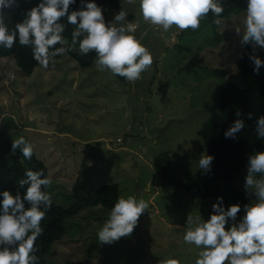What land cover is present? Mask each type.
<instances>
[{
  "label": "rangeland",
  "instance_id": "rangeland-1",
  "mask_svg": "<svg viewBox=\"0 0 264 264\" xmlns=\"http://www.w3.org/2000/svg\"><path fill=\"white\" fill-rule=\"evenodd\" d=\"M118 5L100 4L107 22L125 10V23L138 24L129 34L153 57L141 79L122 83L110 71H98L94 59L81 67L69 53L26 76L2 57L0 131L33 145L51 180L44 191L62 208L110 183L117 186V199L131 195L149 203L131 236L110 245L97 243L110 209L91 206L64 219L65 233L45 254L47 264H194L199 249L183 241L186 220H207L214 201L169 188L152 165L153 152L167 153L171 180L187 187L202 181L198 160L206 150L197 131L208 115L204 106L216 104L225 81L210 69L234 70L242 49L235 29L243 32L245 9L219 18L217 40L206 19L198 31L163 32L142 20L139 0ZM72 53L79 54L78 45ZM245 175L243 168L235 179L242 189ZM255 202L251 197L248 203Z\"/></svg>",
  "mask_w": 264,
  "mask_h": 264
},
{
  "label": "clouds",
  "instance_id": "clouds-1",
  "mask_svg": "<svg viewBox=\"0 0 264 264\" xmlns=\"http://www.w3.org/2000/svg\"><path fill=\"white\" fill-rule=\"evenodd\" d=\"M75 3L76 0H39L10 31L5 23V9L17 7L18 0H0V47L10 50L18 40L19 45L31 49L33 60L47 70L55 65L56 57L77 51L78 45L80 55L95 53L98 71H110L130 83L141 79V74L152 67L153 57L135 35L129 34L135 33L138 24L125 23L128 12L119 10L106 23L103 9L95 0H80V7L70 10ZM126 3L132 5L134 0ZM139 12L145 23L163 32L173 27L179 31H198L209 13L221 17L224 5L222 0H139ZM65 19L74 26L70 43L63 36L66 26L61 21ZM214 22L219 24L220 20ZM243 27L242 33L239 28L235 30L241 46H251L248 58L253 72L259 75L264 67V60L257 54L264 51V0H246ZM14 78L10 75V79ZM252 118L248 113L247 119ZM245 127V120L237 118L224 131V137L236 139ZM255 133L258 140L264 141V115L256 118ZM18 150L26 160L32 158L33 145L23 136L11 142V153ZM213 160L212 155H201L198 169L209 173ZM245 168L242 187L246 197H253L255 203L243 207L230 204L225 208L223 198L217 197L207 220L195 222L187 217L183 241L199 249L194 264H264V150L249 154ZM24 175L26 179L19 181V189H24L22 194L19 190L15 195L9 190L0 191V264L39 261L35 255L36 241L43 234L42 221L52 202L43 188L51 180L42 171L28 170ZM148 208L149 203L143 199L138 201L131 195L119 197L97 231V243L110 245L131 236ZM241 212L243 215L239 216ZM160 264H180V261L167 259Z\"/></svg>",
  "mask_w": 264,
  "mask_h": 264
},
{
  "label": "trees",
  "instance_id": "trees-1",
  "mask_svg": "<svg viewBox=\"0 0 264 264\" xmlns=\"http://www.w3.org/2000/svg\"><path fill=\"white\" fill-rule=\"evenodd\" d=\"M102 1L95 0L99 6ZM38 2L39 0H18L17 7L5 9V23L9 30H13L15 24L22 22L27 10ZM107 2L111 8H119L118 0H107ZM222 2L224 13L219 18L238 13L246 7V0H222ZM79 7L80 0H76V3L70 6V10H77ZM219 18L213 17L211 13L205 18L209 22L208 27L211 29L209 32L214 34L217 40H219L220 34L217 31L218 24L214 20ZM61 22L66 26L63 36L66 42L70 43L74 26L68 25L66 19ZM59 46L57 45V47ZM249 52H251V46L242 47L235 60V68L229 73L226 69H210L211 74L224 77L225 81L218 94L216 104L204 106L208 115L197 131L206 154L214 157L211 171L204 175L202 181L195 186L187 187L179 180H171L167 173L168 161L165 159L167 153L162 151L156 155L153 152L152 165L160 178L169 185V188L181 189L186 194L196 196L200 200L212 199L214 203L217 201V197H222L225 208L230 204H240L243 207L249 202L251 197H246L244 190L236 185L235 179L241 169L245 168L247 156L254 151L264 150V141L258 140L255 133V120L258 116L264 115V67L260 69L259 75H256L248 58ZM257 54L264 60V51H258ZM69 55L81 67H88L93 59L96 60L95 53L85 56L69 52ZM7 56L13 60L16 69L22 75H29L38 65L32 58L31 49L19 45L18 40L10 50L0 47V58ZM115 78L122 83L126 81L119 76H115ZM237 113H241V115L237 116ZM248 113L253 115L251 120L247 119ZM237 118L245 120V129L238 134L236 139L225 138L224 131ZM116 139H118L116 141H120V138ZM12 140L15 139L6 137L0 131V191L9 190L15 195L17 190L21 194L24 191V189H19V181L26 179L24 175L26 171H42L44 177H47V168L35 156L34 152L30 160H26L19 150L16 154H12L10 151ZM116 201L117 186L110 183L97 187L88 196L77 198L66 208L51 202V207L42 221L43 234L36 241L38 251L35 255L39 257L38 264H47L45 254L53 242L63 237L65 233L64 219L75 217L83 209L91 206L99 205L111 209Z\"/></svg>",
  "mask_w": 264,
  "mask_h": 264
},
{
  "label": "built area",
  "instance_id": "built-area-1",
  "mask_svg": "<svg viewBox=\"0 0 264 264\" xmlns=\"http://www.w3.org/2000/svg\"><path fill=\"white\" fill-rule=\"evenodd\" d=\"M118 140V139H117Z\"/></svg>",
  "mask_w": 264,
  "mask_h": 264
}]
</instances>
